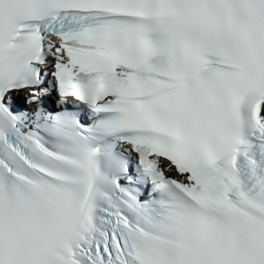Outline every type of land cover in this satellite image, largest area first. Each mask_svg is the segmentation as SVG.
I'll list each match as a JSON object with an SVG mask.
<instances>
[{
  "label": "snow or ice",
  "instance_id": "6c2138e0",
  "mask_svg": "<svg viewBox=\"0 0 264 264\" xmlns=\"http://www.w3.org/2000/svg\"><path fill=\"white\" fill-rule=\"evenodd\" d=\"M0 264H264V0H0Z\"/></svg>",
  "mask_w": 264,
  "mask_h": 264
}]
</instances>
